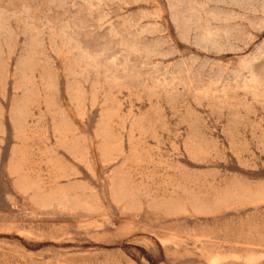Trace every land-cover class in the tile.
<instances>
[{
  "label": "rangeland",
  "instance_id": "rangeland-1",
  "mask_svg": "<svg viewBox=\"0 0 264 264\" xmlns=\"http://www.w3.org/2000/svg\"><path fill=\"white\" fill-rule=\"evenodd\" d=\"M0 264H264V0H0Z\"/></svg>",
  "mask_w": 264,
  "mask_h": 264
}]
</instances>
